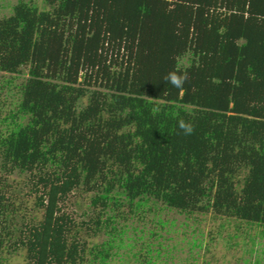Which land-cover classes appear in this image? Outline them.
I'll list each match as a JSON object with an SVG mask.
<instances>
[{
  "label": "trees",
  "instance_id": "trees-1",
  "mask_svg": "<svg viewBox=\"0 0 264 264\" xmlns=\"http://www.w3.org/2000/svg\"><path fill=\"white\" fill-rule=\"evenodd\" d=\"M43 2L0 17V71L28 66L0 119V253L107 264L134 246L125 238L154 235L143 221L162 209L264 224V0ZM170 71L188 74L182 88L164 82ZM15 170L43 210L19 226L5 181ZM73 190L92 193L87 220L64 209ZM82 229L106 238L87 247Z\"/></svg>",
  "mask_w": 264,
  "mask_h": 264
},
{
  "label": "rangeland",
  "instance_id": "rangeland-1",
  "mask_svg": "<svg viewBox=\"0 0 264 264\" xmlns=\"http://www.w3.org/2000/svg\"><path fill=\"white\" fill-rule=\"evenodd\" d=\"M17 1L0 0V17L9 15L12 5ZM32 1L39 8H49L43 0ZM27 67L22 66L18 74L0 71V119L14 110L19 100L16 85L27 77ZM85 102L86 97L82 99V103ZM5 125L0 123L2 128ZM5 181L8 183V193L12 198H16L15 207L18 211L12 214V217L16 218L17 225L31 218H34V221L41 219L43 210L36 206L37 196L29 180V173L15 170L6 175ZM90 195L92 193L73 190L65 201L64 209L71 213L76 222L88 219L89 214L81 213L88 210ZM156 212V215L154 212H147L146 221H143L144 228H153L155 234L151 236L146 234L144 239L135 241L125 238V241L133 242L134 246L131 249L129 246L116 249L117 254L107 264H135L136 261L141 262L149 258L154 262L148 264H264V224L217 214L211 209L193 212L162 209ZM158 218L162 223L157 222ZM121 223L122 221L117 224ZM127 223L142 226L141 222L136 220ZM136 234L140 235V232L133 233L128 228L124 235ZM78 236L81 240H86L87 247L106 238L105 233L88 235L85 229H82ZM144 241L149 242L153 249L149 254L146 252ZM131 252L137 253V259ZM25 256L26 250L22 246L14 251L5 250L0 253V264H23Z\"/></svg>",
  "mask_w": 264,
  "mask_h": 264
},
{
  "label": "clouds",
  "instance_id": "clouds-1",
  "mask_svg": "<svg viewBox=\"0 0 264 264\" xmlns=\"http://www.w3.org/2000/svg\"><path fill=\"white\" fill-rule=\"evenodd\" d=\"M163 80L164 82L171 84L174 88H182L188 80V74L170 71L165 74ZM178 128L183 132L184 135H191L194 132V124L183 119L178 121Z\"/></svg>",
  "mask_w": 264,
  "mask_h": 264
}]
</instances>
